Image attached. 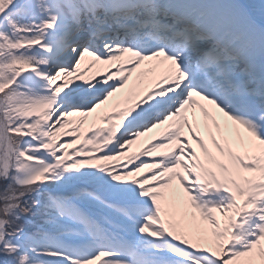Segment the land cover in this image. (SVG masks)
I'll return each instance as SVG.
<instances>
[{
  "label": "snow or ice",
  "instance_id": "6c2138e0",
  "mask_svg": "<svg viewBox=\"0 0 264 264\" xmlns=\"http://www.w3.org/2000/svg\"><path fill=\"white\" fill-rule=\"evenodd\" d=\"M0 264H264V0H0Z\"/></svg>",
  "mask_w": 264,
  "mask_h": 264
},
{
  "label": "bare ground",
  "instance_id": "6f19581e",
  "mask_svg": "<svg viewBox=\"0 0 264 264\" xmlns=\"http://www.w3.org/2000/svg\"><path fill=\"white\" fill-rule=\"evenodd\" d=\"M91 119V118H90ZM133 150H136V146H134V149Z\"/></svg>",
  "mask_w": 264,
  "mask_h": 264
}]
</instances>
